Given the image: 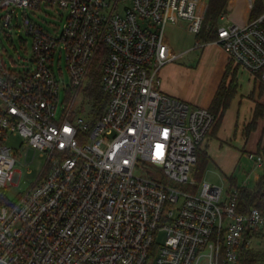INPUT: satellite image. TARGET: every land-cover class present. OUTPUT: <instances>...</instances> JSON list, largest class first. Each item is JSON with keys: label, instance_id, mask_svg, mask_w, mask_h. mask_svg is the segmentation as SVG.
Masks as SVG:
<instances>
[{"label": "built area", "instance_id": "obj_1", "mask_svg": "<svg viewBox=\"0 0 264 264\" xmlns=\"http://www.w3.org/2000/svg\"><path fill=\"white\" fill-rule=\"evenodd\" d=\"M247 4L252 10L255 0ZM206 5L0 0V31L18 27L33 38L25 62L9 64L0 49V264H240L241 248L253 241L246 231L264 229V215L239 213L236 192L196 184L197 153L216 117L161 90L162 69L182 56L166 28L185 21L200 35ZM50 9L63 22L52 32L39 24ZM214 43L264 79V12L245 26L219 27ZM65 55L69 99L58 115L55 66L58 59L62 76ZM99 58L107 101L96 116L87 89ZM17 135L26 155L33 149L47 161L10 202L7 189L21 178L10 145ZM249 159L264 167L261 156Z\"/></svg>", "mask_w": 264, "mask_h": 264}, {"label": "crops", "instance_id": "obj_2", "mask_svg": "<svg viewBox=\"0 0 264 264\" xmlns=\"http://www.w3.org/2000/svg\"><path fill=\"white\" fill-rule=\"evenodd\" d=\"M228 12L229 15L224 17V21L227 20L230 25L242 27L251 19L247 0H229ZM206 45L202 47L205 51L201 59L190 65V68L182 62V65L171 63L162 69L161 90L164 94L194 107H211L231 60L219 45ZM207 48L213 50L206 52ZM193 49L180 53L181 60L194 51ZM237 80L238 94L226 111L215 138L209 136L202 146L203 150H207L216 169L227 180L228 187H222L226 193L236 192L228 178L236 179L237 187L252 189L264 172V167H257L249 159L251 154L258 155L259 144L264 141V116L250 137L246 139L245 136V128L252 121L256 107H264V79L238 68Z\"/></svg>", "mask_w": 264, "mask_h": 264}, {"label": "rangeland", "instance_id": "obj_3", "mask_svg": "<svg viewBox=\"0 0 264 264\" xmlns=\"http://www.w3.org/2000/svg\"><path fill=\"white\" fill-rule=\"evenodd\" d=\"M208 4H209V0H207L206 7L208 6ZM122 8L123 7L120 5V10ZM44 11L46 12V14L45 13L40 14V17L43 21L42 20L39 21V24L43 28L52 32L53 25L58 26L63 24V22H59L55 18L56 13L54 10L50 9ZM30 14L32 15V13ZM228 15L229 12L227 13V17ZM15 25H17L16 21H15ZM229 26L231 25L226 20V21H221L219 27H229ZM165 35L167 40H169L170 47L177 53H183L185 51L195 48V46L198 43H203L198 40L195 34L189 31L187 22L185 21H181L176 25H169L165 30ZM0 49L3 50L5 54V60L9 64H11L12 62H15L17 64H19L20 62H25L31 56L33 50V38L29 36L24 29H19L18 27L13 28L12 30L7 29L6 32L0 31ZM204 49L201 48L190 52L187 56H185L184 59L175 62L174 65L175 64L182 65V62H185L187 65L186 67L190 68V65L196 64L197 61L201 59L202 53L205 51ZM211 50H213V48L211 49L207 48L206 52ZM60 66L62 67L64 72L62 76L60 75V68L57 59L55 72L58 76L61 85L58 115L61 114L62 107L66 104L65 102L69 99V97H67L66 90L64 88V85L70 83V74L67 68L66 55L63 57ZM79 105H80V100L78 99V103H76L75 106H73L74 109ZM10 145L13 147L15 155L18 157L15 168L17 171H20L21 173L19 185L9 186V188L7 189V200L13 202L22 193L26 192L37 181V179L39 178L40 174L42 173V171L46 166L47 157L42 156L40 152H36L33 149L28 151L26 155L27 150L25 149V139L21 135L11 136ZM212 148L213 146L211 147L210 151H212ZM202 182L223 187L225 189L226 187H228L227 180L216 169L213 160H211L208 167H206V170L202 177ZM261 233L263 234V237L255 238L251 242V246L255 250L264 252V231H262ZM159 241L162 243V238H160Z\"/></svg>", "mask_w": 264, "mask_h": 264}, {"label": "trees", "instance_id": "obj_4", "mask_svg": "<svg viewBox=\"0 0 264 264\" xmlns=\"http://www.w3.org/2000/svg\"><path fill=\"white\" fill-rule=\"evenodd\" d=\"M228 1L229 0H209L205 12V18L203 23L202 32L197 36L200 42L204 44L214 43L218 40V29L221 19L228 13ZM264 0H256L254 7L251 10L250 21L256 19L264 12L263 6ZM99 58L95 64V72L92 77V84L87 89L89 98L93 101L96 108V116L101 115L107 101V96L100 89L101 80V61ZM239 66L231 61L226 69L224 78L218 88L213 103L209 110L215 115L216 121L212 132V138H215L216 132L219 129L222 119L229 109L232 101L238 94V74ZM264 116V107L258 105L253 115L252 121L245 128L246 139L256 130L258 122ZM258 155L264 159V141L259 144ZM211 162L207 150L199 148L197 153V163L192 172V179L196 184L202 182L203 174ZM228 181L232 183L238 194V212L241 214H248L252 209H258L262 215H264V172L260 176L254 188H241L236 186V179L228 178ZM260 231V233H259ZM262 230H247L245 236L248 239L254 240L255 238H262ZM240 264H264V252L255 250L251 244H245L241 248Z\"/></svg>", "mask_w": 264, "mask_h": 264}]
</instances>
